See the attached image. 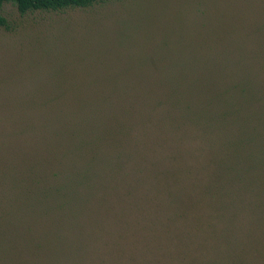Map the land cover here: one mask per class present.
I'll return each instance as SVG.
<instances>
[{
	"label": "rangeland",
	"instance_id": "374dc122",
	"mask_svg": "<svg viewBox=\"0 0 264 264\" xmlns=\"http://www.w3.org/2000/svg\"><path fill=\"white\" fill-rule=\"evenodd\" d=\"M0 15V264H59L52 247L34 259L63 238L62 264H264V105H213L220 85L232 103L233 80L264 86L240 74L264 0L7 2ZM239 139L261 164L230 151ZM68 165L84 187L64 201L52 174ZM232 177L252 190L228 206L216 183Z\"/></svg>",
	"mask_w": 264,
	"mask_h": 264
},
{
	"label": "trees",
	"instance_id": "16d2710c",
	"mask_svg": "<svg viewBox=\"0 0 264 264\" xmlns=\"http://www.w3.org/2000/svg\"><path fill=\"white\" fill-rule=\"evenodd\" d=\"M102 1H104V0H0V10H1L2 5L4 3H7V2L13 3L20 13H25L27 11H32V10L59 11V10H63V9L70 8V7L86 8V7L91 6L94 3L102 2ZM4 24H5V19L0 15V25H4ZM248 35H251L252 37H254V38L247 37V40H246L250 55L254 60H249V67H248V69L245 68L243 70V72H241V69H242V67H241L240 74L241 75H264V35H260V38H259V34H257L255 31L248 33L247 36ZM239 59L241 60L242 57H240ZM257 62H259V63H257ZM223 64H225V63H223ZM222 68L226 69V64L223 65ZM226 72H227L226 75H230L228 73L227 69H226ZM236 74H239V72ZM262 79H264V76ZM249 83H250V80L247 81L246 83L245 82L237 83V82H234V80L232 81V84L229 87L230 97L232 100V103L229 102L230 105H228L227 102L223 99L226 95V92H227V89L223 90L224 88H226V86L220 85L219 87L215 88L216 92L213 93V105H219L222 108H228V107L231 108L232 105L235 108H255L254 106H263L264 105V93H263L264 86L254 89L253 85L252 84L249 85ZM248 85L250 87H252L253 89L249 88ZM247 86H248V88H247ZM245 90H247V92L250 90L253 93H251V94L246 93ZM236 91H238L239 94L244 93V95L240 96L241 94L239 95ZM256 91L259 93H262V94L257 95ZM132 103H133V101H132ZM142 103H143V101H142ZM143 106H144V104H143ZM225 114H226V111H221L220 113H218L215 116V120H218L220 117L224 116ZM229 146L231 147V148H229L231 152L235 151L239 146H241V149H243L247 152L246 157L248 159H250V163L252 165H256L257 163L261 164V160L258 159V157L256 156V149L253 148L252 145L241 144L240 139H239L238 141H231ZM243 150H242V155H244ZM236 154L239 155V153H236ZM250 157L253 158L252 161H251ZM38 166H39L38 164H35L34 166H32L31 169H28L27 172H25V171H21V172H23L25 175L29 176L31 174H34L36 172L35 170L39 169ZM69 172H70V168L68 165V169L67 168L64 170L59 169V171L52 174V176L54 178L60 177V179H62L64 181V183L62 185H59L56 188L57 189L56 192H58L59 195H61L62 199L68 194L69 190H70V192L75 193V195H77V196L82 195L81 189H82V187H84V184L80 180H78L77 178L83 177V176H85V174H83V175L81 174L77 178L72 177L70 179L68 177ZM87 176L91 177L89 174H87ZM87 176L85 179L86 184L89 183ZM216 176L218 178H221L222 175H221V173L218 172ZM20 179L25 180L26 178H20ZM235 179H236L235 177H232L231 178L232 182L225 181L222 184V182L220 180H218L219 182L216 183L220 187L219 191L221 192V195L224 198V204L226 201L228 206H234V203H236L235 199H237L238 202H241V201L243 202L242 196H240V193L242 191H245V189L246 190H252L249 187H246V188L235 187L233 184ZM221 180H223V179H221ZM12 181L13 180H11L10 182H12ZM18 186H21V185L18 183ZM229 186H230V190H228ZM228 191H229V194H228ZM236 192H237V194H236ZM27 193H28V191L26 189V191L24 192L25 200H28V201L32 200L27 196L28 195ZM213 193H214V190H213ZM225 194L229 198L226 197ZM37 195L38 194L36 193L35 197ZM51 196H52V194H51ZM43 198H45L46 200H50V198L46 195ZM34 199L37 200L36 198H34ZM262 204H264V203H262ZM250 205H252L254 210H255L258 204L250 203L249 206ZM224 207L225 206L223 205L222 209H224ZM241 209L242 210L244 209V211L247 212V216H248V207L245 209V205L239 206L238 210L236 211V213L234 215L237 218L242 217L239 214H237L239 212V210H241ZM263 212H264V210H263ZM255 215H256V217H258V212L255 211ZM237 218H235V219H237ZM263 224H264V222H263ZM64 240H65V238H63L60 241L61 244L58 243V244H56V246H55L54 242L52 243L50 240L46 241L45 244H41L42 245L41 248L39 246H37L36 247L37 248V254H36L37 255V261L35 259H34V261L37 263H38V261L39 262L44 261L47 256L52 254L53 249H56V253L57 252L59 253V256H58L59 257V264H62L66 260V252H68L67 246H65V244L62 243ZM51 247H52V251L48 252L47 249L51 248ZM3 252H4V250H3ZM76 255L78 256V254H76ZM25 261H27L25 256H22L20 259H17V257L15 256V257L9 258L8 264H27V262H25ZM49 263L54 264L53 259Z\"/></svg>",
	"mask_w": 264,
	"mask_h": 264
}]
</instances>
